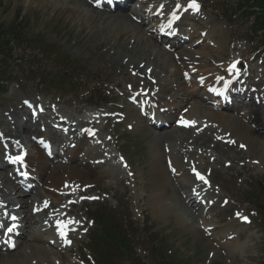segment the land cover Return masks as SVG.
I'll return each mask as SVG.
<instances>
[{"label":"rangeland","instance_id":"1","mask_svg":"<svg viewBox=\"0 0 264 264\" xmlns=\"http://www.w3.org/2000/svg\"><path fill=\"white\" fill-rule=\"evenodd\" d=\"M238 2H242V0L202 1L204 6L206 4V11H210V14L215 13L219 16L223 15L225 19L224 21L226 23L223 22L224 30L222 31L224 32V40L222 42L225 43V40H227L226 44L229 41L232 42L223 59L227 58L229 52L231 53L230 47L232 45L237 46L238 44L242 49L247 48V50H254L251 42H246V40L250 38L248 30L251 26L250 21L246 20L247 15L240 16V14L237 15V13H234V6ZM210 4L212 6L209 9L208 6ZM232 8L233 10L231 11ZM19 9L22 11L20 17H23L21 24L23 25L24 23L25 25V27L23 25L24 30L20 33L21 40L24 39L26 41L22 44L21 49L14 48L12 56L21 59V62L19 63L12 60L11 63L4 64L1 66V72L4 79L15 78L17 80L19 79L20 83L18 84L13 80L5 86L8 94L6 93L5 96L0 97L1 117L6 110L12 109L13 105L18 103V99L23 97L22 94H38L41 88V83L38 78L42 74L51 80L65 76L71 82H75L77 80L76 78L84 79L83 76H88L87 81L90 83V86L96 89V92L102 87L103 92H106L107 95L110 94L111 85L113 82L119 83V79L125 70V68L122 67L123 71L117 69L115 72L108 74L111 65L109 60L115 57V54L116 57L119 55V52H115V47L111 46V40L114 41L116 39V34L119 33L118 30L108 40L105 38L100 40L102 36H99L96 42L92 30H88L86 26L77 28L75 26L76 22L72 23L71 20L63 15H52L49 12L50 9L48 6L36 4L34 0H0V23L4 26L11 25L14 21L16 10ZM223 17L218 19V21H222ZM216 38L219 40L218 36H216ZM234 38L244 42L240 44L237 42L234 44L235 41H239ZM40 39H43L45 43L55 45L59 50V55L69 56L72 61H77L80 65H83L85 67L84 75L82 74V77H79L81 73L67 70L68 68L66 66H59L58 62H56L55 52L45 51L40 55V59L37 60L38 69L34 71L33 74L29 76L30 79H28L25 72V64L32 62L31 55L39 51L41 44L38 46V44L34 42H38ZM200 48L207 49L206 45H200ZM207 51L213 56L212 61L216 62L221 60L219 55L211 53L209 49H207ZM88 52L92 54L89 55ZM98 73H100L99 80H104V78L109 79L111 77V81L107 82L105 86L92 84L90 75ZM19 87L24 89V91L19 90ZM55 91L56 90L53 89L49 91L48 94L54 95ZM61 108L66 111L62 106ZM67 111L73 112L72 109ZM249 128L251 129V127H248V129ZM124 129L125 126L117 130V135H120ZM108 130L110 131L111 127H108ZM1 132L3 133V128ZM193 134L196 133L192 131V135ZM152 135L153 133L147 128H143L142 132L135 131L127 135L126 141L129 144L126 150L133 152V154H131L128 151V155H126L129 165L131 166L126 178H130V180H123L119 174V181H110L107 179L100 181L98 183L99 186L96 185L93 193V196H97L100 202L93 203V205L86 203L81 207L78 214L86 212L87 215L91 214L95 216L96 211L100 210L109 216L113 224L117 225L119 229L122 230L126 238L125 241L131 247V250L133 251L132 248H135L136 251H138L139 262H136L137 264H153L154 257L148 252L152 248V244H157L158 247L164 249L163 253H160L164 261L167 257L166 251H168L171 253L168 255L171 256V258L175 257L177 254L181 258L186 255L194 257L191 261L192 264H236L235 261L232 260L231 262L229 259H226L227 253L224 251H221L220 254L214 253L218 251L219 248L216 244L208 242L205 238V234L201 232L203 228L201 224L203 222L208 223L209 221L206 216L203 222L198 219L193 221L192 226L195 229L194 232H184L175 220L174 215L159 211L155 201L150 199L152 193L155 192L153 187L160 183L163 184L168 180L161 178L154 179V177L151 176L154 167L150 164L154 159V154L151 152V146H148V141ZM185 135L186 134H184V136ZM189 135L191 136V133ZM176 137L179 139L180 133H178ZM260 137L264 139V136ZM199 142L200 141L197 143ZM221 149L222 146L217 145L215 155L212 156L215 158L217 157L215 163L217 166L211 165L214 163H208V159L205 160L207 163L205 168L212 166V170L214 168L220 169V171L215 173L214 184L217 185V187H222V198H227V201L231 199L223 210L222 216H219L221 220L217 225L218 227L231 223L232 219H230V217L232 211L249 215L250 208L242 203L243 194L248 188L261 191L263 192L262 195H264V160L261 158V153L257 150H250V152L242 150L238 152L237 149L233 148L231 151H221ZM159 150L161 153V146H159ZM196 150L197 144L192 143L188 151L196 152ZM228 164H230V167L226 168ZM163 169L166 173L164 166ZM204 170L205 169H203V171ZM236 171H239V173ZM108 185L111 186L110 190H102L103 187H107ZM140 195H142L141 198ZM134 196L140 199L137 201L134 199ZM82 198L83 197H81L80 200H82ZM68 200H65L64 204H66ZM58 204H60L59 201ZM40 219L41 221L44 220L42 217ZM84 219L85 215H80V221L82 222ZM85 224L87 228H89L88 233L84 235L82 241H76L72 247L71 254L73 253L76 257L79 253L83 255V253L87 254L88 251L90 252V235L94 228L89 221ZM137 226L140 227L139 231H137ZM237 229H244L242 232L248 238H252L250 246L246 248L245 254L241 256L238 264H264V256L262 255V247L260 245V239L263 237L261 231L253 227V225L249 227L242 226ZM86 230L87 229H84L83 232ZM194 244H196V247ZM212 252L215 254L214 258H212V254H210ZM60 254L65 257V263L70 261L69 259L71 257L69 258V256H71V254ZM45 260L48 262H55L57 260L59 261V258L58 256L49 255ZM159 261H161V259H159ZM189 262L190 261H188V263Z\"/></svg>","mask_w":264,"mask_h":264},{"label":"bare ground","instance_id":"2","mask_svg":"<svg viewBox=\"0 0 264 264\" xmlns=\"http://www.w3.org/2000/svg\"><path fill=\"white\" fill-rule=\"evenodd\" d=\"M36 4H43L49 7V12L52 15H65L67 18H70L72 20H75L77 24L80 25V27H87L88 30L93 31V35H95L96 40L99 36H105V39L108 40L117 30L121 31V35L119 37V41H123L121 44V48H125L126 45L129 46L128 53L132 51V54H135L136 50L139 49L143 53L138 57L139 62L137 64H131L129 61L126 63H129V66L132 65V70L138 71L140 74H146L147 70H150V74L153 76L155 80L158 79V83L163 85V91L169 92L170 91V85L173 84V79L179 76V74H182L181 71H185L187 69L188 72L191 74H197L199 78H201V75H206V79L203 80V83H212L213 77L216 76L215 72L212 70H206V66L209 65L207 54L205 51H201L198 48H196L195 52L194 49L185 50L182 49V51H176L173 54H168L165 52L162 48L157 46V39L152 37V34H150L147 27V17L146 13L147 11L152 8L153 6H156L158 3H161L163 0H147L146 3L142 0H138L141 4V8H132L130 10H126L123 13H119L117 15H110V16H104V14L98 10H94L93 8H90L92 6V3H89L90 0H84V3L80 0H34ZM167 4L170 5V8L167 10V12L170 11V9L177 3L178 1L175 0H165ZM192 2V0H190ZM195 3H197V0H195ZM166 4V3H165ZM198 4V3H197ZM168 6V5H167ZM154 11V10H153ZM152 11V13H153ZM202 15V13H200ZM201 15L197 17V20L191 21L192 26L197 27L198 29L200 27L205 28L207 34V37H210L211 35H214L213 33L216 30V26L211 24V21L208 19L206 21H203L201 18ZM144 17V19H142ZM139 20V23L136 24L131 21L130 19ZM142 19V20H141ZM105 22V25H108V29L102 30L101 33H99L98 29L99 26ZM150 22L156 23V19L151 16ZM117 23H121L124 28H116ZM195 31L193 32V34ZM221 35V34H219ZM145 40L147 43H142V41ZM146 44L153 45L155 47H152L153 49L157 50L156 53H152L148 50ZM157 47V48H156ZM143 48V49H142ZM216 48L218 51L221 49L216 45ZM238 53L243 52L242 49L237 51ZM199 55L200 60V66L198 67L196 65V56ZM164 57V58H163ZM175 59V61L173 60ZM239 61V58H236L235 60H232L230 62ZM135 62V61H134ZM245 65H250V60L246 58V60L243 61ZM148 64L151 69L144 68L142 70L139 69L140 64ZM238 65H243L242 62ZM129 68V67H128ZM253 69V67L250 65V68L247 70V72H250ZM257 68L253 69V73L257 72ZM129 82H133L135 80L132 79L130 76ZM181 78V77H180ZM262 78V77H260ZM140 82V81H139ZM225 82H229V80H226ZM181 86L179 87V92L172 93L171 96L173 100L175 101V105L178 103L180 104L179 107L181 109L187 107L191 100H195L198 97V94L195 90L188 92L187 91V85L188 83L180 82ZM160 93H162V86H160ZM249 92V91H248ZM251 94V92H249ZM253 97V95H252ZM194 104H196V101H194ZM250 105V104H249ZM246 106L243 110H246V114L248 116L254 115V119L251 121L252 124H254L257 127V117H259L260 113H264V110L260 107L257 109H254L251 106ZM206 109V108H205ZM208 110V108H207ZM204 108H197V106H191L187 110V113L183 116V118H188L190 120L194 119L196 120L195 114H198L199 116H204V118H208V121L212 124H217V128L214 130L217 133V130H221V127H224L227 132L230 133V139H236L240 140L243 144L248 146V149H251L253 151L257 150L261 153V158L264 160V139L263 137H258L255 135L251 130L249 131L248 128L243 125L244 122H246L245 117L238 118V119H229V116L227 114H219V113H204ZM256 111H259V114H254ZM203 113V114H201ZM11 117L15 120L16 124L20 119V114L16 113H10ZM127 120H129L130 123L135 122V124H140L138 120H136V117L134 114L129 111L127 114ZM137 125L135 128H141L140 125ZM87 129L86 131H88ZM141 129H137V131H140ZM90 132V131H89ZM87 133V136L90 133ZM185 132V131H184ZM208 132H212V129H209L202 133V136L200 137L202 142L200 144L201 147L205 148V145L208 143V141H211L212 134H209ZM226 132V133H227ZM21 133L23 134H29L27 130H22ZM188 133V132H186ZM226 133L217 134L218 136L224 135ZM208 135H210L208 137ZM86 136V137H87ZM165 137L166 139L170 140L174 137L172 133L170 134H162L160 136H151L150 140L148 141V146H151V152L155 154V158L151 162L150 165H152L153 173L152 177L157 178H167L169 179L167 183L162 184L160 187H156L157 191H155L157 194L152 197V199L156 200L157 203H159V209L163 210L165 214H170L175 216V220L181 227V229L185 232H194V227L192 226L193 218H195V214L197 212V209H194L193 207L194 202L193 199L190 198L189 195L186 197L189 198L190 203L193 208L191 210L188 209V205L182 206L181 203L183 202L182 198L184 193H186V190H190V187L188 182L192 183L193 181L190 180V176L188 173L192 170V166H194V163H188L183 156L185 153L183 152V146L185 143V140H181L179 144L170 143L169 141H165L168 143V149L169 154H161L159 151V145L161 146ZM87 140L83 142H78L76 145V149L73 151L67 152V157H69L71 160H74L76 157L80 155L82 157V163L79 164L76 169L72 168L70 166L63 167L58 162L52 164L50 167L47 161L42 157V153H40L38 150L35 155H30L28 157V169L38 171L39 175L41 176L40 181L42 185V189L39 195H36L35 191L32 193L35 197H40L43 200L46 199V201H51L52 199L61 202L62 198L59 197L58 194L62 192H67L69 198L71 196L70 192H82V188L84 185H90L92 180H99L103 178H113V172L112 169L106 168L103 166V160H98L97 166L96 164H93L91 160H93L90 156L95 154V150L91 147H88ZM229 148V147H227ZM164 150V145L162 147ZM230 149V148H229ZM167 158V159H166ZM166 161H169L170 164L175 168V175L170 176L164 173L163 168L160 166H163ZM161 161H163V165H161ZM92 163L93 165H91ZM157 166V167H156ZM191 169H188V168ZM79 186V191H76V186ZM109 188V187H107ZM16 189V187H14ZM185 191V192H184ZM12 195L5 194V191L0 188V198H4L6 202H9L10 206H16L18 202H14L12 199H10ZM81 196V194H80ZM205 197V196H204ZM21 200H24L26 197L19 196ZM64 197V199H67ZM160 200H158V199ZM42 200V201H43ZM138 200V199H137ZM211 196H207L204 199H201L199 202H212L213 205L216 207L218 205V200ZM27 201V200H26ZM54 202L50 204V208L54 209ZM22 210L23 212H26L25 222L28 225V227H36V225H40L41 222L39 220H34V218L31 216V209L28 207V205L22 204ZM46 205V204H45ZM40 206V205H39ZM38 206V207H39ZM43 206V205H42ZM211 207L210 212L214 215H219L222 212V209H217L215 207ZM62 208L65 209L63 206ZM174 209V210H172ZM73 210V204L69 207V212ZM177 214V215H176ZM190 214V216H189ZM192 214V215H191ZM59 215V214H56ZM60 216V215H59ZM58 216V217H59ZM200 216H198V219L200 220ZM61 218L57 221H59ZM235 225H238L236 222H234ZM234 227V224H231L224 230H216L215 228L212 229L211 225H207L205 228H208L207 234L212 236H220V239L217 240V245L228 253V258L232 261H235L236 264H238L241 256L245 254H239L235 250V246L239 243L237 238L236 232H231ZM231 232V233H230ZM51 233V232H50ZM49 236H52L50 234ZM234 234L236 237L234 238ZM224 237V243L222 242V237ZM233 235V239L231 242H228L226 239ZM22 239H29L28 241L30 244H26L24 247V250L22 252H19L18 254H8L4 256L2 252H0V264H32V261H40L44 260V251L42 250L41 243L43 242V238H41L40 231L38 229V233L34 235L25 234L23 235ZM76 240V238L74 239Z\"/></svg>","mask_w":264,"mask_h":264},{"label":"trees","instance_id":"3","mask_svg":"<svg viewBox=\"0 0 264 264\" xmlns=\"http://www.w3.org/2000/svg\"><path fill=\"white\" fill-rule=\"evenodd\" d=\"M247 1H252L253 6L257 7L260 10L261 15L259 16V23L264 29V0H247ZM1 35H4V32H0V36ZM5 47H6V42L2 41L0 38V48H5Z\"/></svg>","mask_w":264,"mask_h":264},{"label":"snow or ice","instance_id":"4","mask_svg":"<svg viewBox=\"0 0 264 264\" xmlns=\"http://www.w3.org/2000/svg\"><path fill=\"white\" fill-rule=\"evenodd\" d=\"M188 7L195 10V11L199 10V5L197 3H195V0H192V2L188 5ZM16 160L22 163L23 157H17ZM197 176L199 177V173H197ZM199 178L203 179V177H199ZM9 231H11V229H9Z\"/></svg>","mask_w":264,"mask_h":264}]
</instances>
